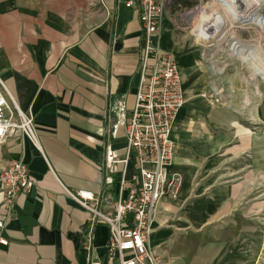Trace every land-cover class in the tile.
I'll return each mask as SVG.
<instances>
[{
  "label": "crops",
  "instance_id": "obj_1",
  "mask_svg": "<svg viewBox=\"0 0 264 264\" xmlns=\"http://www.w3.org/2000/svg\"><path fill=\"white\" fill-rule=\"evenodd\" d=\"M126 1L0 0V77L19 107L33 111L42 145L20 131L0 143V171L23 159L36 183L10 211L0 183V237L9 242L0 244V264H118L109 226L64 186L92 190L100 210L112 211L123 166L111 173L106 150L126 155L144 42L139 5ZM157 41L173 53L187 100L174 119L169 168L183 183L177 197L162 198L150 237L161 253L177 234L216 219L264 222V84L252 99L230 100L216 68L177 39L167 18Z\"/></svg>",
  "mask_w": 264,
  "mask_h": 264
},
{
  "label": "built area",
  "instance_id": "obj_2",
  "mask_svg": "<svg viewBox=\"0 0 264 264\" xmlns=\"http://www.w3.org/2000/svg\"><path fill=\"white\" fill-rule=\"evenodd\" d=\"M168 0H127L140 8L144 42L140 47V84L133 112L125 117L128 145L126 155L118 157L109 145L105 167L111 173L121 163L120 187L117 198L110 199L112 211L100 210V198L92 190H72L64 186L65 193L78 201L91 219L104 220L110 228L108 253L118 264H164L163 258L151 245L158 206L166 195L177 197L183 183L182 175L170 174L175 159V140L171 136L174 119L186 103L178 65L172 52L161 48L157 41L163 27V14ZM125 111V104L120 101ZM125 116V114H124ZM20 131L41 151V139L33 111H23L0 77V143ZM137 166L129 176L130 164ZM4 187L3 203L12 210L16 196L29 194L35 179L23 159L0 171ZM5 221L0 219V229ZM262 243L251 264H264V231ZM0 244H9L0 237Z\"/></svg>",
  "mask_w": 264,
  "mask_h": 264
},
{
  "label": "rangeland",
  "instance_id": "obj_3",
  "mask_svg": "<svg viewBox=\"0 0 264 264\" xmlns=\"http://www.w3.org/2000/svg\"><path fill=\"white\" fill-rule=\"evenodd\" d=\"M257 1L252 8L253 0H168L163 14L177 39L216 68L222 90L239 103L256 97L257 84H264V0ZM235 46L245 49L244 58L234 54ZM261 229L264 222L253 217L216 219L198 232L177 234L159 254L164 264H251Z\"/></svg>",
  "mask_w": 264,
  "mask_h": 264
},
{
  "label": "bare ground",
  "instance_id": "obj_4",
  "mask_svg": "<svg viewBox=\"0 0 264 264\" xmlns=\"http://www.w3.org/2000/svg\"><path fill=\"white\" fill-rule=\"evenodd\" d=\"M253 2L255 3L254 5H252L253 3L252 2H249L248 4H249V6H252V8L254 7V6H256V4L258 3L259 4V2L257 1V0H253ZM250 8V7H249ZM263 32V31H262ZM236 47V48H235ZM234 48H235V50H234V54L239 58V59H241V58H244V56H246V53H245V49H243V47H240V46H235ZM254 51V50H253ZM252 53V52H251ZM261 63V62H260ZM262 67H264V65L262 64L261 65V68Z\"/></svg>",
  "mask_w": 264,
  "mask_h": 264
}]
</instances>
